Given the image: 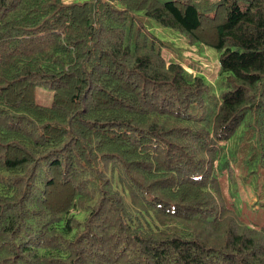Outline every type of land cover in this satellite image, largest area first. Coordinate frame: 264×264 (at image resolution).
I'll list each match as a JSON object with an SVG mask.
<instances>
[{"label": "trees", "instance_id": "1", "mask_svg": "<svg viewBox=\"0 0 264 264\" xmlns=\"http://www.w3.org/2000/svg\"><path fill=\"white\" fill-rule=\"evenodd\" d=\"M0 264H264V0H0Z\"/></svg>", "mask_w": 264, "mask_h": 264}, {"label": "rangeland", "instance_id": "2", "mask_svg": "<svg viewBox=\"0 0 264 264\" xmlns=\"http://www.w3.org/2000/svg\"><path fill=\"white\" fill-rule=\"evenodd\" d=\"M197 48H194L193 46L189 45L187 49H184V53L192 55L194 58H196L200 64L201 69L203 73L208 77L209 79L213 80V74L215 73V66H216V50L211 46L206 45H194ZM51 94L52 91L44 86L37 85L34 87V97L35 100L38 103L41 104H49L51 100ZM250 193L249 191H245L243 193V197L247 198L249 197Z\"/></svg>", "mask_w": 264, "mask_h": 264}]
</instances>
